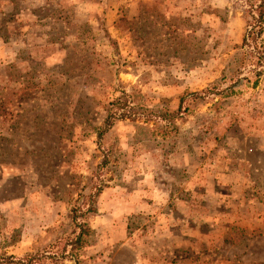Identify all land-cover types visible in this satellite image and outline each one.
Returning <instances> with one entry per match:
<instances>
[{
    "label": "rangeland",
    "instance_id": "obj_1",
    "mask_svg": "<svg viewBox=\"0 0 264 264\" xmlns=\"http://www.w3.org/2000/svg\"><path fill=\"white\" fill-rule=\"evenodd\" d=\"M259 2L0 0V257L57 251L120 91L174 110L211 86L114 124L90 237L58 264H264V55L241 46Z\"/></svg>",
    "mask_w": 264,
    "mask_h": 264
},
{
    "label": "trees",
    "instance_id": "obj_2",
    "mask_svg": "<svg viewBox=\"0 0 264 264\" xmlns=\"http://www.w3.org/2000/svg\"><path fill=\"white\" fill-rule=\"evenodd\" d=\"M254 10L257 15L256 20H254L256 22L254 27L257 28V31H253L254 27H251L249 31H245L241 40V46L245 49L247 48L248 54L254 57L255 61L252 62V65L257 67L262 63V56L264 55V48L259 49V43L257 42L261 33L264 32V23L261 27L264 15V0H260L259 4L255 5ZM212 88L209 86L201 92L184 93L178 99L177 106L174 110L166 108L159 110L150 109L125 91H120V95L115 100L109 102L104 110L101 126L93 129L94 144L97 152L100 154V159L95 163L90 172L85 193H78L77 198L72 202L71 208L69 209L70 223L67 227V232L62 233L60 237L52 243H49L46 247L47 249L56 248L57 251L54 253L38 251L26 254L21 259L3 254L0 257V264H41L43 261L46 262V259H51L53 260L52 263L58 264L63 259L74 260L77 256L76 252L84 248L88 242L91 234L88 226V218L90 215L96 213L94 207L95 201L103 188L106 187V182L109 181L104 180L103 175L109 172V168L114 162L112 151L110 149H102L101 141L103 137L107 135L118 121L140 122L147 126L149 123L173 120L177 115L185 112V108L182 105L186 99L193 101L199 98L200 94H211Z\"/></svg>",
    "mask_w": 264,
    "mask_h": 264
}]
</instances>
